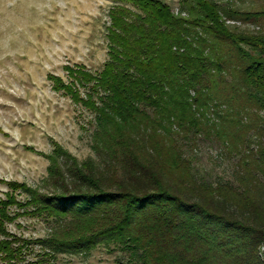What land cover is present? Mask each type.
Returning a JSON list of instances; mask_svg holds the SVG:
<instances>
[{"label":"trees","instance_id":"obj_1","mask_svg":"<svg viewBox=\"0 0 264 264\" xmlns=\"http://www.w3.org/2000/svg\"><path fill=\"white\" fill-rule=\"evenodd\" d=\"M109 1L100 70L65 66L69 84L48 78L93 113L96 158L59 148L49 157L55 180L53 156L69 159L70 183L34 200L56 222L43 246H103L118 264H264V29L225 24H264V9L178 0L175 13L163 0ZM200 142L232 160L229 179L196 165ZM11 244L0 239V260L19 264Z\"/></svg>","mask_w":264,"mask_h":264},{"label":"rangeland","instance_id":"obj_2","mask_svg":"<svg viewBox=\"0 0 264 264\" xmlns=\"http://www.w3.org/2000/svg\"><path fill=\"white\" fill-rule=\"evenodd\" d=\"M163 1L177 12L178 0ZM215 1L243 11L264 9V0ZM111 4L109 0H0V239L20 246L19 264H118L120 254L103 246L89 252H48L43 242L56 222L34 201L40 195L64 193L56 186L70 183L64 173L66 158L78 162L96 158L91 148L93 113L54 90L48 78L57 76L69 84L65 66L100 70L106 60ZM225 24L247 32L264 29L263 22L252 19L225 20ZM74 86L83 100V87ZM58 148L69 156L61 152L53 156L60 179L55 180L47 177V170L49 157ZM193 152L200 169H210L213 177L230 178L232 160L221 156L217 146L200 142ZM0 264L5 263L0 260Z\"/></svg>","mask_w":264,"mask_h":264}]
</instances>
